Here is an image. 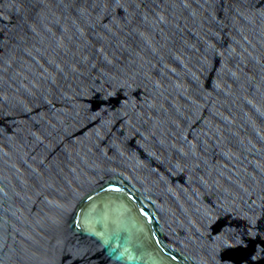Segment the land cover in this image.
Segmentation results:
<instances>
[{"label": "water", "instance_id": "water-1", "mask_svg": "<svg viewBox=\"0 0 264 264\" xmlns=\"http://www.w3.org/2000/svg\"><path fill=\"white\" fill-rule=\"evenodd\" d=\"M0 264H264V0H0Z\"/></svg>", "mask_w": 264, "mask_h": 264}, {"label": "snow or ice", "instance_id": "snow-or-ice-1", "mask_svg": "<svg viewBox=\"0 0 264 264\" xmlns=\"http://www.w3.org/2000/svg\"><path fill=\"white\" fill-rule=\"evenodd\" d=\"M117 2H119V0H117Z\"/></svg>", "mask_w": 264, "mask_h": 264}]
</instances>
